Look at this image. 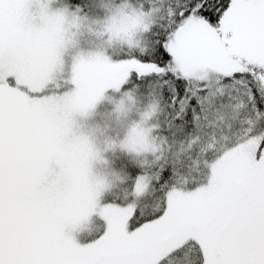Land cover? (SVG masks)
I'll list each match as a JSON object with an SVG mask.
<instances>
[{
	"label": "snow or ice",
	"instance_id": "6c2138e0",
	"mask_svg": "<svg viewBox=\"0 0 264 264\" xmlns=\"http://www.w3.org/2000/svg\"><path fill=\"white\" fill-rule=\"evenodd\" d=\"M0 264H264V0H0Z\"/></svg>",
	"mask_w": 264,
	"mask_h": 264
}]
</instances>
